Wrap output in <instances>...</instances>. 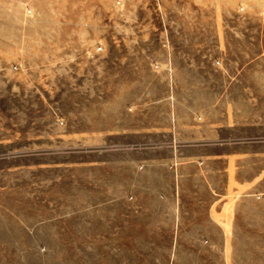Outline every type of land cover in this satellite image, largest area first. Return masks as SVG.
<instances>
[{"label": "rangeland", "instance_id": "374dc122", "mask_svg": "<svg viewBox=\"0 0 264 264\" xmlns=\"http://www.w3.org/2000/svg\"><path fill=\"white\" fill-rule=\"evenodd\" d=\"M1 30L0 264H264V0H0Z\"/></svg>", "mask_w": 264, "mask_h": 264}, {"label": "crops", "instance_id": "0c3cea01", "mask_svg": "<svg viewBox=\"0 0 264 264\" xmlns=\"http://www.w3.org/2000/svg\"><path fill=\"white\" fill-rule=\"evenodd\" d=\"M91 3L92 2H90V5L88 6L89 7V10H90V12H89V14L91 13V11H92V5H91ZM84 4H85V2H82V5H83V7L81 6V11L84 13V16L83 17H85V18H90V16L88 17L87 15H89L88 13H87V6H84ZM96 7V6H95ZM94 7V8H95ZM59 8H61L60 6H59ZM60 10V9H59ZM78 9L77 8H75V11H77ZM60 14V13H59ZM65 14H66V11H65ZM66 16V15H65ZM82 16V15H81ZM60 17L61 16H59V19H60ZM74 17L75 18H77L78 17V15L77 14H74ZM60 22V21H59ZM88 24H90V22L88 23ZM84 26H86V23H85V25ZM17 28H15V30H14V28H13V30H12V27L10 28V33L11 34H16L17 33V30H16ZM1 33H5V31H0V34ZM0 43H1V40H0Z\"/></svg>", "mask_w": 264, "mask_h": 264}]
</instances>
